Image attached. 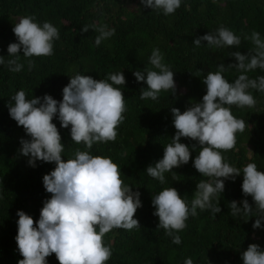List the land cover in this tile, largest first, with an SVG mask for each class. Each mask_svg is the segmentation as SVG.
<instances>
[{
	"label": "trees",
	"instance_id": "obj_1",
	"mask_svg": "<svg viewBox=\"0 0 264 264\" xmlns=\"http://www.w3.org/2000/svg\"><path fill=\"white\" fill-rule=\"evenodd\" d=\"M31 15L39 24L52 23L59 30L54 41L53 55L32 57L35 66L28 70L22 50L19 62L24 65L19 73L0 65V264H17L23 259L17 249V211H23L34 221L40 210L51 198L43 186V176L55 169V163L36 161L28 165V157L20 154V140H30L22 126L10 118L7 105L11 96L24 90L26 98L50 95L62 100V89L75 74L105 79L110 72L122 71L126 83L121 87L126 103L125 120L118 127L116 140L94 143L87 149L83 143L72 142L70 127L61 128L58 118L54 123L64 145L62 157L68 160L76 149L89 151L93 156L112 159L121 170L122 179L140 192L142 207L134 219L139 229H113L103 237L104 244L112 249L106 264H184L191 258L193 264H243L241 253L249 244H257L264 250V221L261 227H252V216H232V201L247 199L242 193L243 173L235 180L224 181L218 207L221 212L213 218L210 210L197 209L195 217L189 216L186 228L178 234L179 245L173 244L163 229L158 228V218L153 215L152 196L166 187L175 188L181 198H193L196 184L208 177L200 175L192 161L198 154L196 141L181 138L192 155L187 164L166 172L165 184L147 175L145 169L163 157L164 146L171 142L176 130L173 126L172 108L183 113L190 102H200L206 94L202 81L209 72H215L219 64L235 63L232 52L241 54L253 48L249 36L259 32L264 39V0H182L174 14L145 8L140 0H0V57L5 60L10 43H17L12 32L21 16ZM106 24L115 34L100 45L95 44L98 33L85 25ZM221 25L240 36L238 47H194L195 38L208 32L214 33ZM153 48H159L164 63L174 72L176 92L162 91L156 101L140 99V90L146 84L137 82L133 72L152 68L149 57ZM155 70V69H153ZM197 71H200L199 74ZM235 69L223 75L230 83L238 78ZM249 78L264 75L256 69L247 73ZM256 99L254 108L230 106L237 119L244 120L249 128L236 133V144L222 152L225 162L242 169L255 163L264 172V92L249 89ZM47 264H59L55 254L47 258Z\"/></svg>",
	"mask_w": 264,
	"mask_h": 264
},
{
	"label": "clouds",
	"instance_id": "obj_2",
	"mask_svg": "<svg viewBox=\"0 0 264 264\" xmlns=\"http://www.w3.org/2000/svg\"><path fill=\"white\" fill-rule=\"evenodd\" d=\"M182 0H140L145 8L162 11L164 15L174 14ZM94 29L98 35V46L115 34L114 28L106 24L85 25L81 32ZM17 43H10L5 60L0 57V65H7L9 71L19 73L24 65L19 62L18 53L22 50L27 60L28 70L35 66L32 57L53 55L54 41L59 39V30L50 22L42 25L35 17L21 16L13 26ZM252 45L247 54L239 51L230 56L235 63L219 64L215 72H209L202 83L206 94L200 102H190L183 113L172 108L173 126L176 130L171 142L164 146L163 157L145 169L148 176L165 184V173L189 162L194 149L180 142L181 138L196 141L198 154L192 161L194 169L208 179L196 184L193 198H181L175 188L166 187L152 196L155 208L153 215L158 218V228L165 231L173 244L179 245L178 234L186 228L189 216L195 217L197 209L210 210L213 218L221 212L218 207L220 194L224 191L225 180H235L243 173L241 184L245 197L250 196L255 206L247 199L237 206L236 201L229 205L232 216H252L256 220L252 227L258 229L264 221V172L255 163H248L242 169L225 162L222 152L231 150L236 144V133L249 128L242 119H237L230 106L254 108L256 99L249 92L254 89L264 92V75L249 78L248 72L264 71V39L259 32L249 36ZM202 41L208 47H238L240 36L223 25L214 33L197 37L194 47H201ZM159 48H153L149 57L152 68L143 72L135 71L136 81L146 84L140 90V99L156 101L162 91H171L176 86L171 66L164 63ZM155 69V70H153ZM235 69L238 78L229 82L224 73ZM198 74L200 71H197ZM126 80L122 73L110 72L105 79L75 74L62 89V100L56 101L50 95L28 99L24 90L17 91L7 105L9 116L17 126H22L30 140H20V154L28 157V165L36 166V161L55 163L56 167L43 176V186L51 198L40 210L39 219L23 211H17V235L15 241L19 254L23 257L17 264H47L52 254L59 264H106L112 256V249L103 241L105 234L113 229H139V221L134 219L137 209L142 207L140 192L121 178L120 167L105 156H93L89 151L76 149L74 158L64 160V145L54 123L58 118L61 128L70 127L72 142L83 143L91 149L94 143L115 141L117 129L124 122L126 103L120 86ZM173 177H178L174 172ZM243 264H264V250L257 244H249L241 253ZM184 264H193L187 258Z\"/></svg>",
	"mask_w": 264,
	"mask_h": 264
}]
</instances>
